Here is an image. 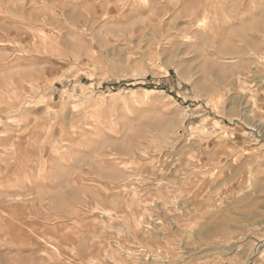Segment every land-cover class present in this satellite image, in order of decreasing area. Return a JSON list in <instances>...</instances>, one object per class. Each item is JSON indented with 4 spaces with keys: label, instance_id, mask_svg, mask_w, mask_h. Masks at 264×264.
Returning <instances> with one entry per match:
<instances>
[{
    "label": "rangeland",
    "instance_id": "374dc122",
    "mask_svg": "<svg viewBox=\"0 0 264 264\" xmlns=\"http://www.w3.org/2000/svg\"><path fill=\"white\" fill-rule=\"evenodd\" d=\"M263 58L264 0H0V264H264Z\"/></svg>",
    "mask_w": 264,
    "mask_h": 264
},
{
    "label": "bare ground",
    "instance_id": "6f19581e",
    "mask_svg": "<svg viewBox=\"0 0 264 264\" xmlns=\"http://www.w3.org/2000/svg\"><path fill=\"white\" fill-rule=\"evenodd\" d=\"M5 43V42H4ZM264 59V58H263ZM239 83H240V81H241V78L239 77V79L237 80ZM233 88V87H232Z\"/></svg>",
    "mask_w": 264,
    "mask_h": 264
}]
</instances>
